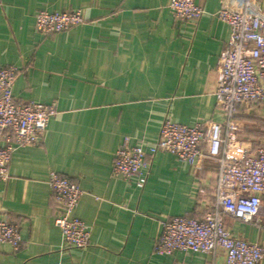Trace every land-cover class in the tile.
Masks as SVG:
<instances>
[{
	"label": "crops",
	"instance_id": "1",
	"mask_svg": "<svg viewBox=\"0 0 264 264\" xmlns=\"http://www.w3.org/2000/svg\"><path fill=\"white\" fill-rule=\"evenodd\" d=\"M197 2L201 18L180 22L170 0H0V65L19 68L14 97L58 109L43 143L16 148L0 179V219L18 223L23 239L18 250L0 243V264H226L221 249L154 252L166 220L199 216L217 180L213 158L195 168L160 151L143 187L112 174L125 137L154 143L166 115L187 125L223 119L217 68L229 26L217 16L220 0ZM76 8L86 23L48 35L36 28L40 10ZM241 115V148L230 157L264 145V107ZM51 171L83 190L74 214L91 229L85 248L63 246ZM260 219L264 226V201ZM226 221L235 236L264 243L263 228Z\"/></svg>",
	"mask_w": 264,
	"mask_h": 264
},
{
	"label": "built area",
	"instance_id": "2",
	"mask_svg": "<svg viewBox=\"0 0 264 264\" xmlns=\"http://www.w3.org/2000/svg\"><path fill=\"white\" fill-rule=\"evenodd\" d=\"M177 21H197L204 9L197 0H170ZM217 16L229 26V37L217 68V97L222 120L187 125L166 115L158 139L147 146L125 137L117 148L112 174L136 179L143 187L151 171L154 155L169 152L180 161L199 168L208 156L217 163V180L209 200L198 209L199 216L180 215L166 220L154 245L157 254L175 251L217 253L224 251L226 264H260L264 243L235 236L226 219L263 228L260 211L264 201V145L243 157H230L229 150L241 148L239 134L245 126L238 116L258 113L264 107V0H220ZM81 8L63 11L40 10L36 28L48 35L86 23ZM16 65H0V179L9 176L16 148L38 146L44 141L49 122L58 112L55 102L18 101L13 84ZM49 183L55 204L54 220L60 228L63 246L90 245L91 229L74 212L83 194L80 185L67 176L51 171ZM18 223L0 219V243L14 250L22 246Z\"/></svg>",
	"mask_w": 264,
	"mask_h": 264
},
{
	"label": "trees",
	"instance_id": "3",
	"mask_svg": "<svg viewBox=\"0 0 264 264\" xmlns=\"http://www.w3.org/2000/svg\"><path fill=\"white\" fill-rule=\"evenodd\" d=\"M241 116H243V115H241ZM245 117L249 118L248 116H245ZM254 132H255V131H253V130H249V131H248V133H249L248 135L251 136L252 134H254Z\"/></svg>",
	"mask_w": 264,
	"mask_h": 264
}]
</instances>
